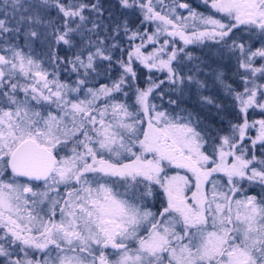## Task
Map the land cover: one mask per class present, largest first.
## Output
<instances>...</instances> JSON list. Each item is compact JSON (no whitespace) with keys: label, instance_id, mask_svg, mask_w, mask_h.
<instances>
[{"label":"snow or ice","instance_id":"6c2138e0","mask_svg":"<svg viewBox=\"0 0 264 264\" xmlns=\"http://www.w3.org/2000/svg\"><path fill=\"white\" fill-rule=\"evenodd\" d=\"M0 264H264V0H0Z\"/></svg>","mask_w":264,"mask_h":264},{"label":"rangeland","instance_id":"374dc122","mask_svg":"<svg viewBox=\"0 0 264 264\" xmlns=\"http://www.w3.org/2000/svg\"><path fill=\"white\" fill-rule=\"evenodd\" d=\"M182 2H184V0H182ZM187 2L192 3L193 6L197 7L198 10L201 11V12L210 11V0H207V3H206V0H187ZM105 4H106V6H108V5H113L114 6V5H116V0H105ZM212 11H214V10H212ZM190 48L198 49L199 51H201V55L203 54V51L208 54V49L207 48H203L202 46L190 45L188 47V50ZM199 51H196L195 54H198ZM204 57H205V55H204ZM225 70L230 73V69H225ZM157 75H159L161 78H163V74L157 73ZM250 118H252V119H260L261 117L259 115H256V116H251ZM254 134H255V132L253 131L252 135H254Z\"/></svg>","mask_w":264,"mask_h":264},{"label":"trees","instance_id":"16d2710c","mask_svg":"<svg viewBox=\"0 0 264 264\" xmlns=\"http://www.w3.org/2000/svg\"><path fill=\"white\" fill-rule=\"evenodd\" d=\"M189 50L192 51L193 54L196 55V56L204 57V55H205V58H207V55H208V54H207L206 52H204V51H203V54L201 55V51H199L198 49L190 48ZM196 51H199L198 54H195ZM144 75H145V77L148 75L147 70H144ZM141 86H143V85H141ZM156 103H160V101L157 100ZM188 106H189V107H192L191 104H189Z\"/></svg>","mask_w":264,"mask_h":264}]
</instances>
